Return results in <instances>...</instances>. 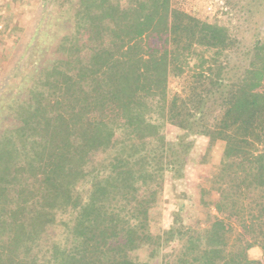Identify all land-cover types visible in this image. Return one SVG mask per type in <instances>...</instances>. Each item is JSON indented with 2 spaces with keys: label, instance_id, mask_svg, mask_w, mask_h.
<instances>
[{
  "label": "trees",
  "instance_id": "1",
  "mask_svg": "<svg viewBox=\"0 0 264 264\" xmlns=\"http://www.w3.org/2000/svg\"><path fill=\"white\" fill-rule=\"evenodd\" d=\"M91 2L87 5L81 0L77 12L79 29L94 43L89 61L78 57L74 74L54 71L57 75L51 79L42 76L46 82L41 79L40 87L30 90L33 98L18 102L19 125L0 138V264H137L119 246L113 247L120 235L119 221L116 210L110 211L103 202L120 188L133 190L129 181L142 185L153 181L149 165L155 158L147 141L160 139L165 144L161 127L167 117V78L171 73L183 74L193 56L199 55L179 40L171 43L174 29L194 35L198 28L210 48H219L218 54L226 50V29L172 10L169 0H145L134 9L119 7V3L98 7ZM182 18H188V23ZM108 32L114 41L107 46ZM144 36L155 39L146 48L147 59H119L128 43ZM196 60L201 69L206 68L205 56ZM247 74L242 78L246 86L249 79L263 80L264 57L261 67L253 63ZM90 81L94 83L92 95L81 99L79 112L71 113L69 120L57 111L53 116V108L48 110L59 104L60 97L76 93L75 87L89 86ZM229 127L251 136L254 149L249 139L226 133ZM219 136L227 142L221 166L210 188L202 190V203L214 207L217 214L209 228H188L182 233L180 248L169 264H255L249 251L259 245L264 254V147L260 150L255 144L256 140L264 146V95L247 89L236 92ZM20 144L24 152L30 145L32 150L24 153L26 166H13L9 155L18 158ZM98 155L105 158L93 166L94 171L88 170ZM75 163H79L77 168ZM64 172L68 177H58ZM73 174L93 178L86 196L77 192ZM11 190L19 194V201L10 206ZM213 190L217 196L208 203L206 196L212 197ZM26 193L31 196L23 202ZM28 206L34 210L25 217L22 212ZM59 214L71 216L63 221L65 241L53 238L47 250L41 251L38 241L54 230ZM99 243L106 247L101 254L106 261L91 263L87 256ZM114 251L118 258H111Z\"/></svg>",
  "mask_w": 264,
  "mask_h": 264
},
{
  "label": "rangeland",
  "instance_id": "2",
  "mask_svg": "<svg viewBox=\"0 0 264 264\" xmlns=\"http://www.w3.org/2000/svg\"><path fill=\"white\" fill-rule=\"evenodd\" d=\"M144 1L106 0L105 3H96L92 0L91 5L111 7V4L117 6L119 3V7L134 9ZM169 1L171 9L176 12L226 29L228 41L226 50L218 54L219 48H210L211 44L201 39L203 32L200 33L198 28L194 35H185L183 30L174 29L171 43L179 40L183 47L190 46L191 51H197L199 55L193 56L190 67L185 66L183 74L171 73L167 78V117L161 127L165 144L160 139L147 141V148L153 149L155 158L149 165L154 173L153 181L149 180L147 185L129 181L133 190L120 188L103 202L109 205L110 211L117 212L120 235L113 247L119 246L122 254L130 256L137 264H169L180 248V238L186 229L209 228L217 211L202 203V190L210 188L212 177L218 174L221 166L227 142L219 136V131L225 114L233 96L241 89L264 95V79L259 82L249 79L248 86L242 81L253 63L258 68L263 64L264 0ZM86 4L89 5V0ZM80 6L81 0H0V138L7 129L19 125L18 102L33 98L30 90L40 87L41 79L46 82L42 76L51 79L57 75L54 71L69 74L73 71L74 74L77 73L78 57L89 61L87 58L94 43L88 40L89 34L79 29L77 12ZM210 6L212 10H209ZM187 19L183 21L188 23ZM84 21L88 20L85 18ZM150 39L144 36L128 43L118 54L119 59H147L146 48L149 42H155L154 38ZM113 41L112 34L106 33V45ZM202 56L208 59L204 61L205 69H201L196 60ZM87 84L89 86L75 87L76 93L60 97L59 104L50 105L48 110L53 108V116L57 111L56 114L69 120L71 113L79 112L81 99L92 95L94 83ZM67 87H64V93ZM46 88L49 89V85ZM200 117L203 122L196 125L195 121ZM234 127L226 128V133H237L238 137L249 139L251 149H254L253 138ZM255 144L260 150L264 147L256 140ZM22 146L20 144L17 149L20 151ZM31 150L32 145L25 152L21 150L18 158L9 155V162L13 166H24L25 154ZM104 158L105 155L96 156L90 161L88 170L94 171L96 164ZM78 166L79 163H75V167ZM65 175L68 177L67 172L59 173L58 177ZM71 179L82 196H86L93 186L90 176L80 178L73 174ZM14 186L20 190L18 183ZM30 196L31 193H26L21 200L24 202ZM216 196L213 190L212 197L207 195L206 201L212 203ZM9 198L11 206L12 201H19V194L11 190ZM37 201L41 199L37 198ZM27 208L22 212L25 217L34 210L31 206ZM70 218L68 214L57 216L54 230L42 234L38 241L41 251L47 250L53 238L65 241L67 229L63 221L68 222ZM91 250L88 261L105 263L101 257L106 251L103 244H96ZM46 253L49 256L48 251ZM114 256L118 258L119 253L114 251L111 258ZM249 258L255 264H264L260 245L249 251Z\"/></svg>",
  "mask_w": 264,
  "mask_h": 264
},
{
  "label": "built area",
  "instance_id": "3",
  "mask_svg": "<svg viewBox=\"0 0 264 264\" xmlns=\"http://www.w3.org/2000/svg\"><path fill=\"white\" fill-rule=\"evenodd\" d=\"M212 9H213V7H212V6H210V7H209V10H212Z\"/></svg>",
  "mask_w": 264,
  "mask_h": 264
},
{
  "label": "crops",
  "instance_id": "4",
  "mask_svg": "<svg viewBox=\"0 0 264 264\" xmlns=\"http://www.w3.org/2000/svg\"><path fill=\"white\" fill-rule=\"evenodd\" d=\"M1 71H2V70H0V74L2 73Z\"/></svg>",
  "mask_w": 264,
  "mask_h": 264
}]
</instances>
